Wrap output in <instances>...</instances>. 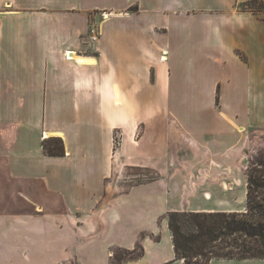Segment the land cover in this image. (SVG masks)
I'll return each mask as SVG.
<instances>
[{
  "label": "crops",
  "instance_id": "0c3cea01",
  "mask_svg": "<svg viewBox=\"0 0 264 264\" xmlns=\"http://www.w3.org/2000/svg\"><path fill=\"white\" fill-rule=\"evenodd\" d=\"M246 1L0 0L5 253L20 240L44 264L74 248L105 264L111 246L132 249L139 237L143 255L121 264H178L165 211L239 210L246 131L264 128V117L250 118L264 112V10ZM53 137L62 155L45 153ZM114 161L119 173L157 176L106 195ZM93 239L105 240L99 260L83 243Z\"/></svg>",
  "mask_w": 264,
  "mask_h": 264
},
{
  "label": "trees",
  "instance_id": "16d2710c",
  "mask_svg": "<svg viewBox=\"0 0 264 264\" xmlns=\"http://www.w3.org/2000/svg\"><path fill=\"white\" fill-rule=\"evenodd\" d=\"M242 8L260 11L264 3L248 0ZM50 140L54 143L46 144ZM43 149L49 155L63 154L57 137L44 140ZM167 226L174 259H182V264H209L213 258H264V153L247 168L242 211L171 210Z\"/></svg>",
  "mask_w": 264,
  "mask_h": 264
},
{
  "label": "rangeland",
  "instance_id": "374dc122",
  "mask_svg": "<svg viewBox=\"0 0 264 264\" xmlns=\"http://www.w3.org/2000/svg\"><path fill=\"white\" fill-rule=\"evenodd\" d=\"M256 8L259 7L257 3L252 4ZM182 97L179 98L178 106L181 105ZM182 107V106H181ZM259 116L264 117V112L260 111H253L250 113L251 119H256ZM247 135V143L244 148V152L246 155V160L243 159L242 161L245 162V166L243 167V171H240L237 176L234 177L235 183V192H233V196L237 199L239 203L238 211H242L245 207V200L243 199L242 190H241V178L242 173L246 174L247 168L251 165V162L258 158L260 155L264 153V128H250L246 131ZM53 141H48L46 144H53ZM118 137L117 133L114 132L113 134V147L114 149L118 145ZM243 154V153H241ZM244 155V154H243ZM241 165V161H238ZM115 170L113 171L111 177L106 181L107 190L105 192L106 195H115L120 194L123 192H128V190L136 184H140L142 182H146L150 179L156 178V172L154 170H145L144 168L135 169L132 166H125L122 172H118L116 168L117 162L114 161ZM236 179V180H235ZM108 191V192H107ZM222 198H225L222 195ZM171 211V210H169ZM180 211H190V210H180ZM167 213L165 211L161 215V219H166L167 224ZM160 219V220H161ZM168 228V227H167ZM158 233V234H157ZM168 233L171 236V233L168 229ZM147 233H143V236ZM154 241H159L160 234L159 230L151 237ZM103 241L100 242L96 241V239L90 240H83V243L91 244L95 250L94 259H100L101 257V250L103 246ZM35 243V247H37V240H31V243ZM23 242L20 240L13 241V250L12 252L8 251L9 253H5V250L0 247V264H44L42 258L39 257L37 254L27 251V247L22 245ZM30 248V247H29ZM69 250V248H66ZM109 256L106 259L105 264H121L123 261L133 260L139 258L143 255L144 248L140 243V238H137V242L135 243L132 249H128L119 245H114L109 248ZM74 255H70L69 251L63 253L60 256H57L56 259L52 262V264H87V260L83 259L82 261L78 259L81 255L80 248H74ZM100 252V254H99ZM111 253V254H110ZM84 257V256H83ZM78 259V260H77ZM178 264H182V259L179 260Z\"/></svg>",
  "mask_w": 264,
  "mask_h": 264
},
{
  "label": "bare ground",
  "instance_id": "6f19581e",
  "mask_svg": "<svg viewBox=\"0 0 264 264\" xmlns=\"http://www.w3.org/2000/svg\"><path fill=\"white\" fill-rule=\"evenodd\" d=\"M66 56H67V58H70V59H78V60H81V61H87L84 58L77 57L74 52H66ZM48 135H49V133H47V132L46 133H43V136L44 137H47Z\"/></svg>",
  "mask_w": 264,
  "mask_h": 264
},
{
  "label": "built area",
  "instance_id": "2783aa9c",
  "mask_svg": "<svg viewBox=\"0 0 264 264\" xmlns=\"http://www.w3.org/2000/svg\"><path fill=\"white\" fill-rule=\"evenodd\" d=\"M90 31L93 32L94 29H91ZM96 37H97V33L96 32H93L92 35L89 36V38L92 39V40H95ZM65 58H67V57L65 56Z\"/></svg>",
  "mask_w": 264,
  "mask_h": 264
}]
</instances>
